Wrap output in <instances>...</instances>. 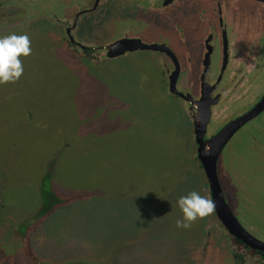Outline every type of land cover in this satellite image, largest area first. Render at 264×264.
Listing matches in <instances>:
<instances>
[{"label": "rangeland", "instance_id": "374dc122", "mask_svg": "<svg viewBox=\"0 0 264 264\" xmlns=\"http://www.w3.org/2000/svg\"><path fill=\"white\" fill-rule=\"evenodd\" d=\"M102 25L82 18L77 34L95 39ZM13 33L31 38L32 54L21 57L18 82L0 85V264L198 263L211 214L177 228V201L205 196L204 174L160 67L143 54L89 64L48 24L0 37ZM54 152L56 173L43 188L64 201L31 228L11 229L40 206Z\"/></svg>", "mask_w": 264, "mask_h": 264}, {"label": "flooded vegetation", "instance_id": "af4514ba", "mask_svg": "<svg viewBox=\"0 0 264 264\" xmlns=\"http://www.w3.org/2000/svg\"><path fill=\"white\" fill-rule=\"evenodd\" d=\"M85 17L103 24L100 37L77 34ZM39 23L59 30L65 51L89 64L143 54L160 67L165 92L191 122L193 157L212 200L193 118L204 122V150L220 195L194 264H264V0H0V32ZM122 46L137 47L119 51ZM217 134L223 139L213 142ZM57 158L54 152L47 160L41 183L51 184ZM51 189L59 199L38 213L41 199L35 213L11 229L31 228L64 201ZM211 252L215 263L208 262Z\"/></svg>", "mask_w": 264, "mask_h": 264}, {"label": "clouds", "instance_id": "9594fccd", "mask_svg": "<svg viewBox=\"0 0 264 264\" xmlns=\"http://www.w3.org/2000/svg\"><path fill=\"white\" fill-rule=\"evenodd\" d=\"M31 54V38L27 34L13 33L0 37V85L18 82L24 74L21 57ZM177 205L183 217L176 220V227L182 229H189L198 219L205 218L215 210L213 201L197 191L179 197Z\"/></svg>", "mask_w": 264, "mask_h": 264}, {"label": "water", "instance_id": "95a60500", "mask_svg": "<svg viewBox=\"0 0 264 264\" xmlns=\"http://www.w3.org/2000/svg\"><path fill=\"white\" fill-rule=\"evenodd\" d=\"M143 45L144 44H139L140 47H143ZM134 47H137V46H129V47L122 46V47H120L119 51H123V50H125L127 48L128 49H132ZM193 120H194V137H195V140L197 142V148H198L197 149V156L200 159V161L202 162V165H203V168L205 169L207 178L209 179V187H210V189L212 191V195L211 196H213L212 201H213V203L215 205V208H217V210H218L219 209V206H218L219 203L217 205V202H215V199L218 198L220 195L215 190V185H214V183H215L214 163L209 164L208 157L210 156V154L206 153V151L204 150V140H203V137H204L203 136L204 135V122L201 123V118H193ZM202 121H204V120L202 119ZM218 139H223V137H221V134H217V136L213 139V142L218 140ZM216 201H217V199H216ZM218 202H220L222 206L223 205L227 206L222 198H221L220 201L218 200ZM218 214H219V216L223 217V214H221V213H218Z\"/></svg>", "mask_w": 264, "mask_h": 264}, {"label": "trees", "instance_id": "16d2710c", "mask_svg": "<svg viewBox=\"0 0 264 264\" xmlns=\"http://www.w3.org/2000/svg\"><path fill=\"white\" fill-rule=\"evenodd\" d=\"M46 180H48V179H44L41 183L40 195H41V199H42V204L37 211L38 213L45 212L46 210H48L52 206L54 201L59 199L56 197V194L52 191L51 188H47V187L43 188Z\"/></svg>", "mask_w": 264, "mask_h": 264}]
</instances>
